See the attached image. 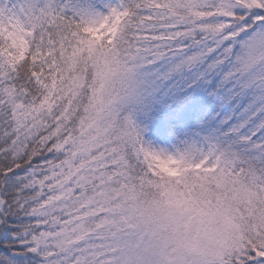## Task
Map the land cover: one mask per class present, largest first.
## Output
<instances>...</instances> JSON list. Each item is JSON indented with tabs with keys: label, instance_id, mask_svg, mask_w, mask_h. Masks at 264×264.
Instances as JSON below:
<instances>
[{
	"label": "snow or ice",
	"instance_id": "6c2138e0",
	"mask_svg": "<svg viewBox=\"0 0 264 264\" xmlns=\"http://www.w3.org/2000/svg\"><path fill=\"white\" fill-rule=\"evenodd\" d=\"M0 264H264V0H0Z\"/></svg>",
	"mask_w": 264,
	"mask_h": 264
}]
</instances>
